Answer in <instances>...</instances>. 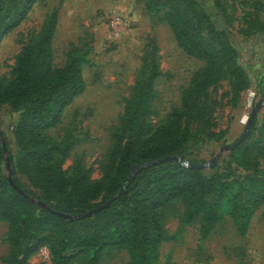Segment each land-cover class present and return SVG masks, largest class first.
Here are the masks:
<instances>
[{
    "label": "trees",
    "instance_id": "trees-1",
    "mask_svg": "<svg viewBox=\"0 0 264 264\" xmlns=\"http://www.w3.org/2000/svg\"><path fill=\"white\" fill-rule=\"evenodd\" d=\"M40 1L43 0H0V44ZM194 5V0H146L150 14L166 10L165 22L178 46L205 66L184 89L181 108L152 137H147L154 84L160 71L154 54L145 62L142 79L135 86L115 136V167L108 185L104 181L91 183L80 166L66 175L62 158L69 153L71 144L47 135L58 126L64 111L86 91L83 67L88 63V53L74 48L67 53L65 65L55 68L57 16L47 18L35 42L19 55L14 78L0 81V106L8 105L20 113L13 130L20 152L18 159L8 142L7 149L14 181L23 191L55 211L80 215L117 195L137 166L171 156L188 160L189 124L208 115L206 100L211 87L228 79L236 99L251 86L237 50L217 28L207 25L212 42L195 30L190 15ZM257 123L256 117L247 140L231 152L235 163L249 172L240 180L229 181L218 166L205 175L203 170L165 162L138 173L109 207L79 221H69L35 206L10 185L0 141V221L7 222L10 228L7 264H29L43 248L50 251L53 264H71L77 258H82L83 264H100L103 252L110 246L127 250L131 264H160L159 249L166 236L160 210L176 198L187 202L186 225L200 218L202 238H207L227 216L239 237L245 238L255 213L264 207V178L259 175L258 162L261 137L248 142L258 131ZM18 173L34 182L41 195L27 189Z\"/></svg>",
    "mask_w": 264,
    "mask_h": 264
},
{
    "label": "rangeland",
    "instance_id": "rangeland-1",
    "mask_svg": "<svg viewBox=\"0 0 264 264\" xmlns=\"http://www.w3.org/2000/svg\"><path fill=\"white\" fill-rule=\"evenodd\" d=\"M194 1L190 15L195 30L212 42L207 25L213 24L237 50L251 82L250 88L236 99L228 79L211 87L206 100L208 115L189 124L187 158L205 164L221 148L234 145L243 136L254 105L264 99V0ZM52 15L57 16L55 68L65 65L67 53L74 48L88 53V63L83 67L86 91L64 111L58 126L47 135L71 144L69 153L62 158L66 175L80 166L91 183L104 181L108 185L115 167V136L135 86L142 79L145 62L154 54L160 71L154 84L147 137H152L181 108L184 89L205 63L185 54L165 22L166 10L150 14L146 0H43L2 40L1 82L14 78L19 55L35 42ZM117 15H125L132 22L119 38L113 37L108 27L109 19ZM19 115L8 105L0 106V126L16 160L20 152L13 130ZM257 122L258 131L248 142L261 137L258 162L259 175L264 178V108L259 109ZM216 166L229 181L236 182L249 174L235 163L231 152L222 155ZM212 169L203 173L209 175ZM18 177L27 189L41 195L26 175L18 173ZM186 211L183 198L174 199L160 210L166 233L159 249L160 264H264V207L255 213L245 238L239 237L228 216L207 238H202L200 218L186 225ZM9 234L8 223L0 221V264H7ZM83 263L82 258H77L71 264ZM34 264L47 262L42 259ZM100 264H131V259L127 250L110 246L103 252Z\"/></svg>",
    "mask_w": 264,
    "mask_h": 264
},
{
    "label": "water",
    "instance_id": "water-1",
    "mask_svg": "<svg viewBox=\"0 0 264 264\" xmlns=\"http://www.w3.org/2000/svg\"><path fill=\"white\" fill-rule=\"evenodd\" d=\"M260 108H264V99H261L260 101H258L253 108V111L251 113V116L248 119L246 128H245V132L243 134V136L232 146L230 147H223L221 148L216 154L213 155V160L205 163V164H194L191 163L188 160H183L181 159L179 156H171L168 158H164L161 160H157V161H153V162H149V163H144L141 164L139 166H137L135 168V170L132 172V174L129 176L128 180L126 181L124 187L121 189V191L115 195L114 197H112L109 201H107L106 203H104L103 205L88 211L84 214H80V215H69L63 212H58L55 211L53 209H51L48 205H46L45 203L41 202L38 199H35L31 196H29L25 191H23L14 181L13 178V167L11 165V159L10 156L8 154V149H7V140L5 137V134L0 126V141H1V146L3 149V155L6 161V171H7V178L8 181L10 183V185L24 198H26L27 200H29L30 202H32L35 206L41 208V209H45L47 210L49 213L59 216L61 218L67 219L69 221H79L91 216H94L95 214L101 212L102 210L106 209L107 207H109L121 194H123L125 192L126 187L128 186V184L135 179V177L137 176L138 173L142 172L145 169L148 168H152L155 167L157 165L163 164L165 162H169V161H175L177 163H179L181 166L185 167V168H189V169H197V170H205V169H212L214 168L218 161L220 160L221 156L234 151L238 146H240L242 143H244L247 138L249 137L250 134V128L251 125L253 123V120L257 117V114L259 112Z\"/></svg>",
    "mask_w": 264,
    "mask_h": 264
},
{
    "label": "built area",
    "instance_id": "built-area-1",
    "mask_svg": "<svg viewBox=\"0 0 264 264\" xmlns=\"http://www.w3.org/2000/svg\"><path fill=\"white\" fill-rule=\"evenodd\" d=\"M131 25V20L125 15L113 16L108 21L109 30L115 38H119Z\"/></svg>",
    "mask_w": 264,
    "mask_h": 264
},
{
    "label": "crops",
    "instance_id": "crops-1",
    "mask_svg": "<svg viewBox=\"0 0 264 264\" xmlns=\"http://www.w3.org/2000/svg\"><path fill=\"white\" fill-rule=\"evenodd\" d=\"M41 258L44 260V262H47V264H53L52 256L48 248H43L37 254L32 256L31 259L29 260V264H34V262H38L42 260Z\"/></svg>",
    "mask_w": 264,
    "mask_h": 264
}]
</instances>
